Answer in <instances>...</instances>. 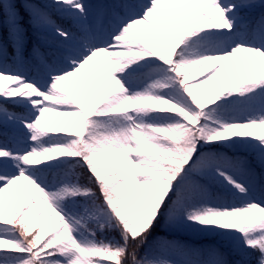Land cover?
<instances>
[{"label": "snow or ice", "instance_id": "1", "mask_svg": "<svg viewBox=\"0 0 264 264\" xmlns=\"http://www.w3.org/2000/svg\"><path fill=\"white\" fill-rule=\"evenodd\" d=\"M0 264H264V0H0Z\"/></svg>", "mask_w": 264, "mask_h": 264}, {"label": "trees", "instance_id": "2", "mask_svg": "<svg viewBox=\"0 0 264 264\" xmlns=\"http://www.w3.org/2000/svg\"><path fill=\"white\" fill-rule=\"evenodd\" d=\"M187 239H191V240H194V241H200V238L199 237H191V236H188V237H185Z\"/></svg>", "mask_w": 264, "mask_h": 264}]
</instances>
